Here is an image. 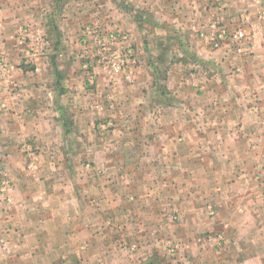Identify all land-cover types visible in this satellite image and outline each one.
Here are the masks:
<instances>
[{"label": "crops", "instance_id": "0c3cea01", "mask_svg": "<svg viewBox=\"0 0 264 264\" xmlns=\"http://www.w3.org/2000/svg\"><path fill=\"white\" fill-rule=\"evenodd\" d=\"M22 1L0 0V58L15 68L8 74L0 72V187L9 198L3 197L0 203V240L8 241L6 249L0 247V264H93L112 253L100 242V226L124 217L126 207H121L118 199L117 211L122 214L114 216L113 200L111 205L98 199L85 200L76 188L79 184L90 187L86 183L91 182L94 162L104 157L102 140L120 146L114 152L122 154L125 144L132 142L128 139L130 128H164L162 120L157 123L146 115L156 101L158 84L165 82L158 76L160 57L154 59L150 51L154 41L139 38L143 27L140 18L134 15L129 23L122 19L119 28L131 31L137 49H141L137 79L132 85L113 82L107 71L98 68L94 72L98 88L93 91L86 83V67L73 64L80 48L72 24L74 12L67 7L59 11V0L51 4V11L44 10L37 0ZM186 1L183 24L172 21L182 30H189L192 17L191 24L197 25L215 16L223 22L244 24L248 49L243 53L247 55L238 59L236 66L245 81L246 94L264 102V0H222L225 10L219 12L205 8L216 0ZM26 58L34 66H26ZM212 58L214 65L207 68L214 75L222 67L219 58ZM176 81L179 84L181 78ZM201 90L194 89L198 94L204 92ZM180 92L174 93L178 99ZM168 96L161 94L162 112L168 109ZM244 107L253 109L251 105ZM259 109L263 111V103ZM109 121L113 128L104 133L99 126ZM150 141L158 158L165 160L170 140ZM44 145L54 148L47 150ZM69 153L74 162L67 169ZM80 161L88 168L85 164L74 168ZM78 170L85 175L82 180ZM213 204L215 213L209 218L216 225L228 224L235 233L228 255L240 252L243 264H264V187H232L227 201L221 198ZM197 215L205 216L202 211Z\"/></svg>", "mask_w": 264, "mask_h": 264}, {"label": "rangeland", "instance_id": "374dc122", "mask_svg": "<svg viewBox=\"0 0 264 264\" xmlns=\"http://www.w3.org/2000/svg\"><path fill=\"white\" fill-rule=\"evenodd\" d=\"M54 1L57 2L37 0L46 11L53 9L51 4ZM214 2L205 8L218 12L225 10L222 0ZM187 3L186 0L58 2L59 11L67 7L75 14L72 24H75V37L80 48L76 55L78 59L73 64L86 67V83L91 90L98 88V74L94 73L98 68L107 71L113 82L135 83L141 49H137L131 31L119 28L122 19L133 22L134 15L140 18L144 27L139 32V38L154 41L150 51L154 59L160 57L158 76L165 79L158 84L156 101L151 103L150 113L146 114L157 123L162 120L164 128L158 125L145 126L143 130H140L141 127L130 128L128 139L132 142L125 144L122 154L115 155L114 152L120 146L102 140L104 157L98 163L94 162L91 182L86 183L90 187L83 188V184H79L76 188L85 200L98 199L105 204L113 200L114 216L122 214L117 211L118 199L122 202L121 207H126L124 217L108 220L105 226H100L98 233L97 229L93 230L99 236L103 231L100 242L106 250L112 251L93 264H243L245 260L240 252L228 255V247L235 234L230 226L216 225L209 217L215 213V200L222 198L227 201L232 187H264V109L257 110L264 102L260 101V97L246 94L243 88L245 81L240 78L241 71L236 66L238 59L247 55L243 53L248 49L244 24L223 22L215 16L205 24L197 25L191 24L195 19L192 17L189 30H182L172 21L183 24ZM148 26L152 29L149 30ZM239 26L247 35L243 43L216 40L222 30L233 31ZM88 30L93 31L91 36H88ZM103 31L119 32L130 37L135 50V59L131 64L135 75L131 82L113 77L105 69L95 45L97 36ZM86 35L90 38L84 44ZM236 56L237 59H234ZM212 57L219 58L222 67L220 73L214 75L207 68L214 65ZM24 64L34 66L30 58L24 59ZM240 68L243 71L242 65ZM92 74L96 75L93 86L88 81ZM178 77L181 78L179 84L176 81ZM194 89L204 92L198 94ZM176 90L181 91L183 100L174 94ZM239 90L244 94L238 93ZM164 92L170 96L165 107L168 109L162 112L164 103L161 94ZM245 104L253 109L246 110ZM64 115L68 117V112ZM103 126L108 127L103 129ZM99 127L104 133H109L113 123L102 122ZM156 138L157 143L162 139L170 140V152L165 160L159 159L158 153L150 147V139ZM44 148L52 150L54 145L52 149L46 145ZM71 153L73 156L72 150ZM71 153L67 169L73 166ZM110 158L114 159L109 164ZM84 164L85 161H80L74 168ZM87 165L83 167L87 169ZM77 173H80L81 180L85 177L81 175V170ZM3 197H7L5 188L0 190V203L5 200ZM198 211H202L205 218L198 216ZM216 226L221 227L214 228ZM240 242L244 243L243 240ZM0 247L6 249L8 241L0 240Z\"/></svg>", "mask_w": 264, "mask_h": 264}, {"label": "built area", "instance_id": "2783aa9c", "mask_svg": "<svg viewBox=\"0 0 264 264\" xmlns=\"http://www.w3.org/2000/svg\"><path fill=\"white\" fill-rule=\"evenodd\" d=\"M92 32L88 30V36H91ZM88 36L86 35V37H84V44L88 42L90 38ZM246 39V32L241 26L233 31L222 30L216 36V40H229L236 43H243ZM95 45L96 48H98V56L101 57L102 62L105 64V69H107L113 77H122L129 82L133 80L135 74L131 64L135 59V50L129 36L114 31H103L97 36ZM14 69L12 64L0 58L1 73L8 74ZM95 77L96 75L92 74L88 78L91 86L95 84ZM107 127L108 126H103V129H107Z\"/></svg>", "mask_w": 264, "mask_h": 264}]
</instances>
